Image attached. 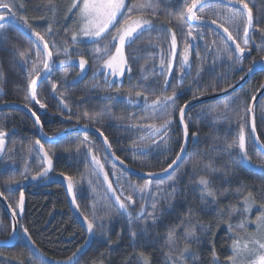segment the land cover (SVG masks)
<instances>
[{"label":"trees","instance_id":"obj_1","mask_svg":"<svg viewBox=\"0 0 264 264\" xmlns=\"http://www.w3.org/2000/svg\"><path fill=\"white\" fill-rule=\"evenodd\" d=\"M249 1L253 3L254 26L252 29L257 31L255 36L261 38L258 45L262 48L264 46V0ZM5 2L12 7L18 18L27 20L35 31L46 36L51 44L55 43V48L62 47L61 43L68 41L69 55L71 53L78 54L82 48L94 46L92 44L79 46L81 50L72 48L69 32L73 29L76 18V11L69 10L72 0H52V6H49L48 0H5ZM142 3H144L142 0L128 1L129 6H139ZM182 8L180 1H174L170 6L169 12H173L171 17L174 18L172 26L178 25V22L181 21L179 16L183 11ZM217 8L220 9L223 16L230 9L222 4L208 3L204 5L206 18L215 19L213 10ZM163 16H166L164 12ZM162 19L154 21L156 30L151 31V36L152 33L153 36H161L168 28L174 30L168 25L169 22ZM7 22L9 28L2 34L0 42V78L3 81L0 105L20 104L23 106L27 103L29 108L40 116L42 132L49 137L57 136L68 127L84 125L86 121L78 123L77 118L87 113L90 121H93L89 127L99 128L104 133L111 144V152H114L120 161L145 173L163 172L168 168V165L180 152L182 141L179 146L175 147L180 135L179 130L172 133L171 144L158 143L159 147L154 146L148 149L151 147V143L145 141L146 134L143 133L145 130L147 132V129L131 126L145 125L152 121L148 116L151 115L149 106H143L142 98L140 104H128L137 98L136 92L153 96L166 95L164 93L165 81L172 76V73L169 74L166 71L163 76L157 79L161 85L157 84L148 79L154 74L150 64L138 65V62L143 63L145 58L139 61L135 59V63L132 62L131 79L125 72L120 89L108 90L107 87L105 89L97 88L100 74L95 78L85 74L81 79L77 76L79 73L77 66L68 63L62 65V68L59 67L58 70L52 66V71L47 75V79L43 84L38 85V98L46 104V108L40 109L39 105L26 100L28 74L32 65L37 62L33 40L25 35V30L14 20L9 18ZM236 23H238V18L234 21V25ZM49 28H51V32H49ZM196 31L197 33L203 32L204 36H207L208 47L201 46L197 53L192 55L191 75L198 74V77L195 76L191 81L206 82L202 78L203 75L219 73V65L222 61L220 57L230 64L231 60L227 59V55L230 53L218 54V48L213 43L216 40L214 31L202 30V28H196ZM196 31L194 30V35H197ZM232 32L236 34V28ZM168 35L170 37L169 32ZM240 37L242 36L240 35ZM198 39L200 40V38ZM149 45L152 47L149 46L148 51L159 54V50L154 47L153 43ZM225 46L224 43L220 45L222 49ZM127 48L129 47L126 46V50ZM166 51L165 48V53H167ZM21 53H27L25 57L27 63H25V59L21 58ZM129 53L135 55L132 50L126 54ZM248 57L250 54L246 52L245 59H249ZM66 77L67 79L62 84V79ZM216 79V76L211 77V80ZM99 82L106 83L105 80ZM52 84L57 86L55 98L51 94L53 91H50ZM62 85L65 87L62 88ZM194 93L197 94L195 91ZM61 94L68 105L67 108L64 107L68 112L61 107ZM107 97H117V99H107ZM189 99L180 97L176 100V104L182 106ZM151 100L149 99V104ZM198 109L197 107L192 108L188 115L194 117L196 112L200 113ZM205 112H202L203 114L197 122L198 127H194L192 132V134L198 132L201 134L199 141L195 146L189 147L180 166L171 174L174 177L172 180L174 183L165 189L166 194H163L162 198L157 201L159 206L155 216L158 219L154 224L149 222L146 229L139 218L142 208L132 210L130 206L126 212L119 210V206L114 205L112 199L110 203L105 200V196V199L100 196L102 191L98 187H94L92 193H89L85 188V181L88 177L94 181L91 174L95 175V171L92 169L90 172L83 153L78 154L76 148L87 138L109 162L99 141L92 136L87 137L79 134L60 139L54 145H45L52 155L55 173L58 175L62 173L63 176L71 178L76 186V204L79 206L82 217L87 216L89 219H93L95 213L96 223L104 225L102 229L96 230L92 245L77 264H144L143 258H147L148 264H171L165 255L168 251V235L171 230L175 229L177 233L174 237L176 248L184 249L187 241L185 240V228L182 225L186 222H190L195 229L197 239L191 242L188 253L190 255L185 254L183 264L228 263L227 258L232 256V237L229 224L244 222L243 208L245 205L241 202L244 203L249 193L254 201L252 217L258 214L260 205L264 204V177L247 167L246 170L242 169L243 163L239 166L232 163L233 160L239 161L238 148L230 152L227 145L233 143L224 141L227 138L225 136L227 129L223 127V122L213 121L215 124L212 122L209 124L207 117L210 114ZM176 114L177 112L174 114V119ZM144 115L145 117H142ZM194 121L192 118L191 126H194ZM158 122L160 121L158 120ZM0 129L7 133L5 142L8 145V153L13 161L17 162L14 166L18 169V172L14 173L11 169L3 167V161L0 163V192L3 193L2 196H6L5 190L11 189L13 192L17 190L13 188L15 183L11 182L20 179V169L27 161L29 166L34 168L32 169L33 173L37 172L40 167L37 155H35V141L38 138V133L30 117L15 109L1 111ZM260 144L264 146V140L260 141ZM140 148H144V151H139ZM251 149L253 152L254 147L252 146ZM249 156L251 157V155ZM99 174L100 177L98 176L97 179L99 178L103 183V175ZM201 176H206L210 180L215 197L201 199L202 186L198 184ZM97 179L95 177L96 181ZM129 180L136 187H143L145 184L139 179L135 180L129 177ZM78 181L81 182V185L78 184ZM112 185L114 189L117 188L115 184L112 183ZM105 191L108 195L107 189ZM151 195L152 193L147 197L150 199ZM16 196L18 198V195H15V198ZM23 197V212H20L17 221L19 231L24 234L23 229L26 228L27 236L31 237L39 254L49 260L63 263L71 259L76 251L84 245L86 234L71 215L64 189L57 185L43 187L42 184H38L27 187L23 192ZM0 210H2L1 207ZM145 210L144 206L143 211L145 212ZM231 214L238 215L239 218L235 221L228 219ZM130 219L131 225L129 224ZM131 231H144L145 234L137 236L133 240L130 235ZM0 264L39 263L22 245L17 252L14 249L2 252Z\"/></svg>","mask_w":264,"mask_h":264},{"label":"snow or ice","instance_id":"obj_2","mask_svg":"<svg viewBox=\"0 0 264 264\" xmlns=\"http://www.w3.org/2000/svg\"><path fill=\"white\" fill-rule=\"evenodd\" d=\"M49 6H52V0H48ZM228 4L232 7L228 12V16L231 19L238 18V23H236V34L229 31V28L225 26L223 22H218L217 19H206L203 0H184L183 11L181 12V23L178 25L181 32V38L183 41L182 50L177 52V33L175 30L168 28L167 31L170 33V47L168 49V53L170 55V59H168L167 64H165V58L162 56L160 60L161 69L167 67L168 73L171 74L173 68V61L177 60L179 57V65L181 69L185 66L189 65V57L192 49V41L197 40L198 38L203 39V33H197L194 35V27L192 22H198L195 27L199 28L201 25L211 26L215 25L216 29H222L223 33L226 34L225 48L223 51L227 53H232L227 55V59L233 61L234 63L242 62L245 58V53L251 52L250 45V28L253 26V12L252 8L249 7V4L246 0H228ZM151 3H142L139 6H129L126 4V0H73L70 11L75 9V15L79 17V23L77 25V30L73 32L71 36L72 44L84 43L94 45L93 58L94 60L102 61V68L104 71L105 81L108 82V77H122L125 75V72L129 74V79H131L132 73V62L135 61V56L131 53L126 54L125 49L127 47H131V45L142 36L146 32H151L156 30L154 18H156L155 11L149 12L148 9H151ZM0 32L4 30L5 22L7 19L14 20L18 25L22 26V29L25 30V35H28L29 38L35 37L33 44L36 48V60L42 64V67H33V69L28 74L27 80V92L28 96H26V100L29 102H34V104L39 105L40 109L46 108V104L42 103L38 98L39 96V86L38 81L41 84L44 83V80L47 79V74L51 72L52 65L55 63L53 60L54 53L49 48V42L45 39L44 35H41L40 32L35 31L32 26L28 23L27 20L22 18H18L16 13L12 10V7L5 2V0H0ZM171 23V21H169ZM242 26L243 36L240 37L239 32ZM186 29V31H185ZM49 32H51V28H49ZM218 37H220V33H215ZM2 39V37H0ZM241 40V42H237ZM227 42H231V45H234V49L228 45ZM68 41H65V47L63 51L65 54L68 53L67 48ZM215 43V41L213 42ZM42 45V48H41ZM243 45V46H242ZM53 48L56 47L55 43L52 45ZM208 47L207 45L205 46ZM114 49V51H113ZM258 51H264V49H257ZM59 53L57 52V55ZM21 58L25 59L27 53H21ZM25 63L27 60L25 59ZM59 63L61 65H65L68 63H73L71 59L68 60H60ZM88 61L80 56L78 66L80 69V73L78 76L82 79L83 75L86 74V64ZM100 65L96 66V69L93 71V77L95 78L98 72L100 71ZM255 71L264 72V57L261 58V61H252V66L247 69V73H253ZM163 74V73H162ZM183 73H181L182 78ZM43 76V79H42ZM243 79V77H242ZM111 85H115L117 80H112ZM168 82L165 81V88H167ZM231 87V85H230ZM52 91L55 93L57 90V86L55 84L51 85ZM136 96L138 98L143 99V102L146 106H150L154 120H159L160 123L157 124L155 122L149 125H132L131 127L135 128H147L154 136H159L163 143H167L168 141L165 137L168 136L170 127L174 120V114L176 112L179 113V123L183 126V134L186 138L188 137V123L186 120L185 108L188 106L185 104L184 106H177L176 99L179 96V92L176 89H173L170 95H160L156 96L151 100L149 105V97L142 96L141 92H136ZM107 99H117V97H107ZM196 99V97H193ZM253 100L256 99L255 96L252 97ZM60 103L67 108L68 105L65 102L61 94ZM190 103V102H189ZM27 108L31 115L35 118L34 123L36 125H41L40 116L37 115V112L32 111L29 108L28 104L24 105ZM227 107V106H225ZM249 114H252V125L251 131L255 133V116L253 113V109L250 107H245L244 114L240 115L239 113V135H238V143L227 145L228 149H233L234 147L239 150V161L233 160L232 163L239 166L242 163L252 164L253 167L256 165L252 162L248 151L246 150V136H245V124L247 123V117ZM224 114L220 113L222 117ZM219 118V117H218ZM86 121L84 123V127H89L90 121L89 116L85 113L83 116H78L77 122ZM42 127V125H41ZM101 137H103V143L106 146V154L108 150L111 149V144L108 141V138L104 135L99 128L96 129ZM7 133L0 129V152L3 151L5 145V137ZM195 135V133H193ZM49 140H54L55 138L49 137ZM259 140V137L256 138ZM35 145L38 146L39 152L43 154L42 159L46 162V166L42 168L41 171H38L35 175L31 176L32 180H36L38 178L43 179L48 176V173L52 170L53 159L52 155L48 150H45L44 145L41 144L40 140L35 141ZM153 145L159 147L160 145L153 140ZM185 149V145H180V152L182 153ZM139 151H144V148L138 149ZM76 152L80 154L81 152L86 158H90L89 163L95 165L96 169H98V174L102 173L104 182H107V190L111 192V197L109 199H113L115 203L119 206V210L127 211L133 201V194L130 193L127 196H124L125 188L121 186L120 194L117 195V190L113 188L112 182L109 181V173L105 171V163H102L101 157L98 153L93 152V147L91 143L85 138V140L77 146ZM112 156H115V153H111ZM119 159V157H116ZM180 154L176 155V158L172 161L171 164L168 165V168H172L174 164H176L177 160H180ZM123 164V161H120ZM168 169H164L167 172ZM260 170L264 173V160L260 162ZM112 174L116 175L115 168L111 169ZM153 173H148V176H152ZM61 176L63 174L61 173ZM24 179H28V176L25 175ZM65 180L68 181L67 190L69 194H72V203L76 204V196L74 193V184L71 178L64 177ZM169 179H173V176H169ZM11 183L19 184L20 181H12ZM117 183L120 181L117 179ZM198 184L201 187V199H206L207 197H215L214 191L211 189L210 180L206 176H201ZM152 185V181L149 179L145 182L144 186L141 187L138 191L141 194V198H143V194L147 191L149 186ZM128 187H132L133 193L137 191L135 187L129 185ZM157 187H159L157 185ZM3 195V193H0ZM123 197V199H122ZM23 203L24 197L23 192L20 194L19 202L17 207L20 209V212H23ZM254 204L252 200L251 193L244 200V212L248 213L251 211V208ZM151 208L152 212H148L145 216L143 207L141 213L139 214V218L143 222V226L146 229V226L149 222L155 223L158 217L155 216V210L157 208V198L155 196L152 197ZM79 206L77 205V210ZM17 213L15 211L12 212V216L15 217ZM231 219V217L229 218ZM251 223H255L257 225V235L249 236L248 234L243 233L242 231L233 232V243H232V251L233 255L228 257V261L230 264H241V257H245V261L243 264H264V204L260 205V214L256 216L254 221H250ZM83 223L86 225V230L90 237L95 235L96 230L102 229L104 225L102 223L97 224L95 219V213L93 219H89L87 216L83 217ZM129 224L131 225V219L129 220ZM185 228V240L187 244L184 249L178 250L176 248V240L174 237L177 235L176 230L173 229L170 231L168 235V244L167 247L169 251L165 254L167 259L171 262V264H183V259L186 253H189L191 242L196 240L195 229L192 227L190 222H186L182 225ZM231 224H229V228L231 229ZM243 227V226H241ZM24 234L27 236V229H23ZM145 234L144 231L136 232L131 231L130 235L133 240L137 238V236H143ZM13 235H15V227L13 228ZM31 243V237H28ZM175 253V255H174ZM215 255V254H214ZM143 257V254H141ZM144 259V264H148L147 258ZM44 264H49V262L45 261Z\"/></svg>","mask_w":264,"mask_h":264},{"label":"flooded vegetation","instance_id":"obj_3","mask_svg":"<svg viewBox=\"0 0 264 264\" xmlns=\"http://www.w3.org/2000/svg\"><path fill=\"white\" fill-rule=\"evenodd\" d=\"M246 2L249 4V7L252 8V10H253V3H251L249 0H246ZM231 7L232 6L228 5V8H231ZM229 10L230 9H228L225 13V16H223L220 13V9L217 8V9L213 10V15H215V19H217L218 22H223L225 24V26L229 28V31L232 32L236 28V25H234V21L236 19H231L228 16ZM206 19H208V18H206ZM253 26H254V22H253ZM199 28H202V30L203 29H209V28H205V27H199ZM241 28H242V26H241ZM194 29L196 31V27H194ZM209 30H211V29H209ZM250 31H251V33H250L251 40H250L249 46L251 47L252 50L249 53L250 54V57H248L249 59L244 58L242 62H238V63H234L233 61H230V64L229 63L227 64L224 60H222L220 62V65H219V73H217L216 75H214L215 73L214 74L209 73V74L203 75L202 78L205 79L206 82L199 80V81H195L196 84H194L191 81V79L193 78V76L191 75V71H190L192 68L191 57H192V55L197 53V51L199 50L198 49L199 47H201V46L205 47L207 45V42H208L207 36H204V33L202 32L203 33V39H200V40L197 39L195 41H192V49H191L190 57H189V65L185 66L183 69H181V67H180V71L183 73L182 78H181V74L178 75L176 78L173 77V72H171L172 76H170V78H168V80H167L168 86H167V88L164 89L165 90L164 93L166 95H170L172 90L176 89L179 92L178 98H180V97L183 99L190 98L188 100V102L185 103L187 105L190 102V100L192 101V100H196V99L203 98V97L208 98L210 96L221 95V94L227 93V91L231 90V88H233L234 86H236L238 83H240L242 81V77L244 78L248 74L247 69L252 66L253 60L259 62V61H261V58L264 57V51H258L257 50L258 48L264 49V46L261 48V46L258 45L261 38L255 36L257 34L256 30H253L252 28H250L249 32ZM196 33H197V31H196ZM233 34L235 35V33H233ZM239 35L243 36V29L240 30ZM214 37L216 38L215 44L218 48V54L223 55V53H225V52L220 47V45H221V43L225 44V39H224V37L221 36V34H220V37H218L216 34ZM237 42H241V40L238 39ZM230 54H232V53H230ZM220 59H222V57H220ZM124 76H122L120 78V80H118L119 82H117L115 85H111V83H110L115 78H111V80L108 79V82H106L103 85H105L108 88V90H113V89H118V88L120 89V87L122 86L121 84L123 82ZM213 76H216L217 79L211 80V77H213ZM230 85H231V87H230ZM263 86H264V72H259L257 74H254L252 78H250L239 89H237L235 92H232L230 95L223 96L220 100H213V101H210V102H207L204 104H200L199 106H196L197 108H199L198 112H200V113L196 112V114H194L195 115L194 117L188 115V113L192 110V108L189 109L188 112L186 113V120H185V122L188 123V125H189V128H188V133H189L188 134V145H189V147L192 146V142H193L194 137H197L198 141L201 137V134H199V132L195 133V135H193L192 132L194 131V129H193L194 127L195 128L198 127L197 122L200 119V117L202 116V114H203L202 112L206 111L207 113L210 114L211 109L215 106H218V105L219 106L221 105L220 110H221V113L224 114L222 116L223 124L227 125L229 127V129L232 128V129L225 132V136L227 138H226V140L224 139V141H226V142H232L233 141V142L238 143V135H239V131H240L239 123L240 122H239L237 114L238 113L240 115L244 114L243 110L245 109V107L251 106L252 100H253L252 97L256 96L261 91L260 89ZM200 88L202 89V91ZM194 91L197 93L196 95H195ZM54 96L55 95L53 94L52 97L55 98ZM193 97H196V99H193ZM185 104H183L182 106H184ZM200 106H202V107H200ZM225 106H227V107H225ZM61 107L63 108V110L68 112L62 104H61ZM255 112H256V115H255L256 131H255V133L257 134V137H259V142H260V141L264 140V94L260 98L259 103L257 104V107L255 109ZM178 114L179 113L177 112L176 118L173 120V123L171 125V127H173V129H171V127H170L168 136L165 137V139L168 141L166 143V145L171 144V140H172L171 135L173 132L175 133L177 130H179L180 135L177 138V143H176L175 147L179 146L180 141H182L181 144L184 143L183 133H182V130L179 127V123H178V118H179ZM191 114H192V112H191ZM53 116H55V115H53ZM192 118H194V120H195L194 126H191ZM249 120L250 119H249V115H248L247 123L245 124L244 130H245L246 142L251 141V145L253 146L252 135L250 134ZM79 125H83V124H79ZM79 125H76V126H79ZM76 126L68 127V129L76 127ZM68 129H65L64 131H66ZM145 134H146L145 138H144L145 141L151 143L150 144L151 147H149L148 149L155 146V145H153V140H155L157 143L165 145V143H163L161 141V138L159 136H154L150 131L145 132ZM74 135H78V134H74ZM80 135H84L87 137L92 136V135H87V134H80ZM68 136H71V135H68ZM54 137H56V136H54ZM92 137L95 138L94 136H92ZM37 140H38V138H37ZM41 144L44 145V148H45V145H50V144H44L42 142H41ZM52 145H54V144H52ZM253 147L256 150V152H258L261 156H263L257 150V148L255 146H253ZM45 150H47V149L45 148ZM8 152L9 151H8V145H7V149L3 155L4 157L1 160V162L3 161L2 162L3 167L9 168L12 171H14V173H17L18 169L14 166L15 163H17V162L13 161V159L10 157ZM35 155H37V158L39 160V166L40 167L37 169V172H38V171L42 170L43 166H42V161H41L39 155L37 154V146H36ZM27 162L23 165L22 169H20L21 175H20V179L18 180V181H20V183L19 184L15 183L13 185V188L17 189V190L15 192H13L11 189H7L4 191L6 193V196L1 195L3 200H5L7 202L10 211H12V212L15 211L17 213V215L15 216L16 222L18 221L19 216H20V209L17 207L18 202H19V198H20V194H21V192H25L27 187H31V186H26V184L28 181L32 180L31 176L35 175L37 173V172L33 173L32 169H34V168L29 166V164ZM243 164H244V166L241 168L246 170L245 163H243ZM258 173H260L262 175V177H264V173H262V172H258ZM25 175L28 176V179H24ZM53 175H58L55 173L54 168H53ZM38 184H41V183H38ZM38 184H36V185H38ZM15 195H18V198H17V196L15 198ZM0 207L2 208L1 204H0ZM16 233H17V236L15 238L13 246L10 248L0 247V254L2 252H5L7 249H14L15 252H17L19 250V248L22 247V245L28 250L26 243H24V240H23V236H22L23 234L19 231L18 222H17ZM12 235H13V233H12L11 218H10L8 212L4 211V209L2 208V210H0V242L6 243ZM28 252H30V250H28ZM30 254H31V252H30ZM32 256L34 257L33 254H32ZM35 260L39 264H42L36 258H35Z\"/></svg>","mask_w":264,"mask_h":264},{"label":"rangeland","instance_id":"obj_4","mask_svg":"<svg viewBox=\"0 0 264 264\" xmlns=\"http://www.w3.org/2000/svg\"><path fill=\"white\" fill-rule=\"evenodd\" d=\"M128 1L129 0H126V4H128ZM142 1L144 3H146V2L147 3H151L152 8L151 9H148V11L149 12H151L153 10L155 11L156 18H154V21L160 20L162 18H163L162 20H165L167 22L171 21V23H169L168 25L171 26V27H173L174 30L177 33V52L179 53L182 50V45H183V41H182V38H181L180 28L178 27V25L181 23V21L178 22V25L172 26V23H173L172 21H173L174 18L171 17V14H173V12H169V9H170V6L172 5V3L174 1H180V2H182V6L184 7V0H142ZM72 2H73V0H72ZM72 10H75V9H72ZM204 11L206 13V9H204ZM163 12L166 14V16H163ZM179 17H181V14H180ZM3 23L5 24V27H4V30L2 32H0V37H2V34L6 30H8V28H9V25H8V22L7 21L6 22H3ZM78 23H79V17L76 15L75 24L73 26V29L70 30V32H69V41H70L73 49H76V48L77 49H80L79 46H81V47L82 46H85L84 43L72 44V42H71V36H72L73 32H75L77 30ZM185 31H186V29H185ZM150 34H151V32L144 33L142 36H140L138 39H136V42H135L134 45H132L130 48H127V50L125 49L126 50L125 52L127 53L128 51L130 52L131 50L134 51L135 52V55L134 54L133 55L135 56L136 61H139L142 58L143 59L145 58V60H143V63L138 62V65L139 64H146V65L147 64H150V67H152L151 70L154 71L153 72L154 74L151 75L148 79L151 80V81H154L157 84H160V82L158 83V81H157L158 77L163 76L166 73V71L168 72L166 66H165V68L161 69V67H160V60H161V57L163 56L165 58V64H167L168 59H170V55L168 53V49L170 47V38H171V36L169 37L168 31H166L163 34H161V36H159V35L153 36V33H152V36H151ZM41 35H43V34H41ZM45 39L48 41V39L46 38V36H45ZM1 40L2 39H0V42H1ZM48 42H49V48H50V50H52L53 53H54L53 60L55 61V63L52 66H55V70H58L59 67H61V68L63 67L59 63L60 60H68V59H71V61L73 63H70V65H74L75 67L76 66L79 67L78 66L79 58H80V56H83V58L88 61V63L85 66L87 75L89 74V75H92L93 76V71L96 69V66L97 65H100L101 66L100 67V71L98 72L97 75L100 74L101 76L99 77L98 80L99 81L105 80V78H104V71L105 70L102 68V61L94 60V58H93V52H94V47L95 46L90 47V48L89 47L82 48V50L80 49L81 50L80 52L78 51V54L71 53V55H69L68 53L65 54L64 51H63V48L65 47V44H64L65 41L61 43V46L62 47H60V48H53L52 47L53 44H51L50 41H48ZM150 43H153L154 44V47L159 50V54H156V52H154V51H148V47L150 46L149 45ZM67 45H68V43H67ZM150 47H152V46H150ZM165 48L167 50L166 51L167 53H165ZM68 51H69V48H68ZM113 51H114V49H113ZM57 52L59 53L58 55H57ZM221 60H223V59H221ZM33 67L39 68V67H42V64L39 61H37L36 64L32 65L30 71L33 69ZM74 72H75V70H74ZM172 72H173V77H175V78L182 73L180 71L179 57H177V60L173 61ZM79 73H80V69H79ZM150 73H152V72H150ZM84 75H83V77H84ZM77 76H78V74H77ZM195 76L198 77V74L194 75L193 78ZM155 77H157V78H155ZM78 78H79V76H78ZM111 78H115L117 80V82H119L118 80H120L121 77H111V76L108 77L109 80H111ZM66 79H67V77L62 79V84H63V82ZM99 81H98V84H97V88L98 89L99 88L100 89H102V88L105 89L106 86L103 85V83H101ZM193 83L196 84V82H194V81H193ZM2 84H3V81L0 78V92L2 90ZM46 86H47V84H46ZM64 87L65 86L62 85V88H64ZM50 91H52V89ZM51 94H55V93L54 92H51ZM142 96H148L149 99H154L157 95L156 96H153V95H149V94H145L144 93V94H142ZM141 98H138V97L137 98H134L130 102V104H128V105H131V104H136V105L137 104H140ZM144 105L145 104L143 103V106ZM149 109H150L149 110V114H151V115H148V116L150 117V119L152 121L149 122V123H145V125H149V124H151L153 122L159 124L160 122H158V120H156V121L154 120L153 112H152L150 106H149ZM220 109H221V105L220 106L219 105L218 106H215V107H213L211 109L210 115H208V117H207V121L209 122V124H211V122H212V124H215L213 121L222 122V117L219 114V113H221V110ZM137 110H139V108H137ZM243 112H244V110H243ZM241 115H243V114H241ZM255 115H256V112H255ZM142 117H145V115L142 116ZM139 125H142V124H139ZM223 127L225 129H227V131L230 130V129H232V128L229 129V127L227 125H225V124H224ZM171 129H173V127H171ZM147 131H149V130L147 129ZM145 132H146V130H145ZM145 132H143V133H145ZM90 143H91V146L93 147V152L94 153H98L100 155V157H101L102 163H105V171H107L109 173V181L112 182L113 184H115L116 187H117L116 188L117 189L116 194L117 195L120 194V188H121V186H123L125 188L124 196H127L130 193L133 194V201H134V203H132L130 205L131 206L130 208H132V210L133 209L134 210H137V208H142V207L144 208V206H145L146 210H145L144 214L146 216L148 212H152L153 211V209L151 208L152 197L155 196L157 198V201H158L160 198H162V195L163 194H166V190L165 189H168L167 187H169V185L171 183H174V181H172L173 179H165V180L158 181V182H154V183L152 182V185L149 186V188H148L149 189V192H148V189H147V191L143 194V198H141V194L138 191L141 187H136L135 185H133L131 183V181L129 180V177L126 174L122 173L120 171V169L118 167H116L115 165H113L112 163L107 162L105 160V157L102 155V153L99 152V151H97V149L94 148L95 146H94L93 142L91 141ZM228 143H233L234 144L235 142L232 141V142H228ZM246 146H247L246 149L248 151V154L251 155V157H252V158L250 157L251 160H252V162L256 166L258 165L260 167V162H261V160H264V156H261L258 152L255 151V149H254L253 152L251 151L252 150L251 149V147H252L251 146V141L246 142ZM235 149H237V148L234 147L233 149H230V152H232V150H235ZM84 159H85V163H87L89 165L90 172L92 171V169L95 171V175L93 173L91 174L93 176V180L94 181H91L89 179V177H88L87 180L85 181V188L88 190L89 193H92V189H94V187H98V189L100 191H102V194H103V196H102V194L100 196L103 199L106 198L105 200H107V201L110 202L111 199H109V197H111L112 194H111V192H109L107 190L108 191V195H109L108 196L107 193H106V191H105V189H107V186H105V185H107V182H104V180H103V183H102L99 180V178L97 179V177L100 175V174H98V169H96L95 165H91L89 163L90 158H86L84 156ZM112 168H115L116 175H113L112 174V171H111ZM95 177H96L97 181L95 180ZM117 179H119V181H120L119 184L117 183ZM95 183H96V185H95ZM78 184L81 185V182L78 181ZM129 185L135 187V189H137V191L135 193H133L132 187H128ZM157 185L159 187H157ZM146 193L148 194L147 195L148 197L150 196V193H152L150 199L146 196ZM104 196H105V198H104ZM122 199H123V197H122ZM112 201H113L114 205H117L115 203V201H114V198L112 199ZM241 203L244 204L243 202H241ZM158 206H159V204H157V207ZM253 211H254V207L252 206L251 211L248 212V213H245V219H244V222H243L244 224L243 223H239V222L237 224H233L232 223V225H231L232 227L230 229V234H231V237H232V243H233V232H236V231H242L243 233L248 234L249 236H256L257 235V225L255 223H251L250 221H254L255 220L256 216H258L260 214V209H259V211L256 209V211H258L257 212L258 214L255 215L254 217H252L253 216V213H252ZM155 212H156V210H155ZM243 212H244V208H243ZM230 217H231V220H233V221H235V219L237 220V218H239L238 215L236 216V215H233V214H231L229 216V218ZM149 222H151V221L149 220ZM141 223L143 224V222H141ZM241 226H243V227H241ZM168 251H169V249H168ZM231 254L233 255L232 246H231ZM174 255H175V253H174ZM186 255H190V254L186 253ZM245 259H246L245 257H241L240 258L241 264H243V262L245 261ZM227 264H230V262L228 261Z\"/></svg>","mask_w":264,"mask_h":264},{"label":"water","instance_id":"obj_5","mask_svg":"<svg viewBox=\"0 0 264 264\" xmlns=\"http://www.w3.org/2000/svg\"><path fill=\"white\" fill-rule=\"evenodd\" d=\"M208 3H219V4H223L225 6H228V0H203V4L206 5ZM231 6V5H229ZM7 21V20H6ZM5 21V22H6ZM198 22H192L193 27H195V25ZM200 27H205V28H209L214 32H219L221 34L222 37H224L225 41H226V34L223 33L222 29H216L215 25H211V26H204L201 25ZM31 39L34 41L35 37H31ZM228 45L231 46L232 49H234V45H231V42H227ZM42 48V45H41ZM260 71H255L253 73H248L240 83H238L236 86H234L233 88H231V90L227 91V93L221 94V95H215V96H210L208 98H199L196 100H192L190 101V103H188V106L185 108V113L188 112L189 109L199 106L200 104H204L213 100H220L223 96H227L230 95L232 92H235L237 89H239L245 82H247L250 78L253 77L254 74L259 73ZM48 75V74H47ZM43 79V76H42ZM41 84L40 81H38V85ZM261 91L255 96L256 99L252 100V104L250 106V108L253 109V113L255 116V109L257 107V104L259 103L260 98L263 96L264 94V86L260 89ZM18 110L20 112H24L26 113L30 119L32 120V122H34V117L31 115V112L24 107V105H20V104H12V105H0V113L1 111H6V110ZM179 116V114H178ZM249 124H250V134L252 135V144L253 146H255L257 148V150L264 156V147L263 145L260 144L259 140H257V134L256 133H252L251 131V125H252V114H249ZM178 123H179V118H178ZM35 124V123H34ZM36 130L38 133V139L44 143V144H56L60 139H63L65 137H68V135H74V134H87V135H92L94 136L101 144V146L103 147V150L105 152L106 150V146L103 143V137H101L99 135V133L96 131V129L92 128V127H87L85 128L83 125H79L73 128H69L66 131H63L60 134H57L54 140H49V136L45 135L42 132V128L41 125H36ZM179 127L182 130L183 133V126L179 123ZM147 129V128H146ZM183 138H184V145H185V149L184 151L181 153L179 152L181 159L177 160L176 164H174L172 166V168H167V172L163 171V172H158V173H153V175L150 177L148 176V172H141L139 170H135L133 169L131 166L127 165L126 163L123 162V164H121L119 159H116V156H112L111 155V149L108 150L107 154L105 152L106 158L115 166H117L123 173H126L130 178L132 179H139L140 181H144L146 182L147 180H151V181H158V180H164L167 179L169 177V175H171L174 170L180 166L181 162L183 161V158L185 157L186 153L188 152V137L186 138V142H185V137L183 134ZM198 142V138L194 137L193 142H192V146H195ZM7 149V145L5 142L4 145V149L2 152H0V162L3 159V155L5 153ZM37 154L39 155L41 161H42V166L45 167L46 166V162L43 161L42 156L43 154L39 152L38 146H37ZM245 167L251 169L252 171H254L255 173L257 172H261L260 167L257 165L256 167H253L252 164H249L247 162H245ZM53 168L54 165L52 166V170L48 173V176L43 178V179H36V180H30L27 182L26 186H33L36 185L38 183H41L43 185V187H49L50 185H57V186H61L64 189L65 192V197L67 198V202H68V208L70 209L71 215L73 216L74 219H76L77 223L79 224V226L81 227L82 230H84L85 234H86V240L84 245L79 248L76 253L74 254V256L69 259L68 261H64L63 263L61 262H56V261H51L48 258H46L44 255L39 254V252L37 251V249L35 248V246L33 245V243H31L28 239V236H26L25 234H23V240L24 243H26V246L28 248V250H30L31 254L34 255V257L42 264H44L45 261L49 262V264H77V262L79 261V259L85 255L86 251L90 248V246L93 243V239L94 236L90 237L87 230H86V225L83 223V217L80 214L79 209L77 210V204H73L72 203V194H69L68 190H67V186H68V181L64 179V177L67 176H61V174L59 175H53ZM75 189L76 186L74 185V193H75ZM0 204L2 206V208L4 209V211H7L10 218H11V222H12V233H13V228L15 227V235H12L10 237V239L6 242V243H2L0 242V247H4V248H10L13 246V243L15 241V238L17 236L16 233V228H17V222L15 220V217L12 216V211H10L8 204L5 200H3L2 196L0 195Z\"/></svg>","mask_w":264,"mask_h":264},{"label":"bare ground","instance_id":"obj_6","mask_svg":"<svg viewBox=\"0 0 264 264\" xmlns=\"http://www.w3.org/2000/svg\"><path fill=\"white\" fill-rule=\"evenodd\" d=\"M96 139V138H95Z\"/></svg>","mask_w":264,"mask_h":264}]
</instances>
